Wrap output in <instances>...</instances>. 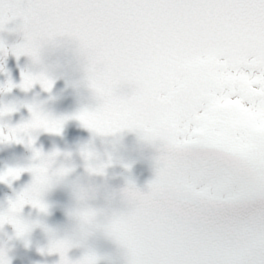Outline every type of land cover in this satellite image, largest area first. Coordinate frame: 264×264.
I'll use <instances>...</instances> for the list:
<instances>
[{
	"label": "snow or ice",
	"instance_id": "obj_1",
	"mask_svg": "<svg viewBox=\"0 0 264 264\" xmlns=\"http://www.w3.org/2000/svg\"><path fill=\"white\" fill-rule=\"evenodd\" d=\"M9 52L29 67L0 92L63 79L77 106L0 104V142L33 146L68 119L91 138L76 157L35 148L30 167L0 173L33 175L0 210V264L6 226L25 237V206L46 212L61 181L73 205L47 249L58 264H264V0H0V68ZM22 107L30 116L12 123ZM129 132L151 170L143 185L114 171L131 168Z\"/></svg>",
	"mask_w": 264,
	"mask_h": 264
},
{
	"label": "rangeland",
	"instance_id": "obj_2",
	"mask_svg": "<svg viewBox=\"0 0 264 264\" xmlns=\"http://www.w3.org/2000/svg\"><path fill=\"white\" fill-rule=\"evenodd\" d=\"M20 57H22V56H20ZM25 61H26V58H25ZM24 72H25L24 63H22V65L20 67H18V69H17V67L14 68V67L9 66L8 73L5 75V77L4 78L0 77V85L6 84L9 81V79H11V81H12V80L17 79V78H18V80H16L14 84L19 85L23 79V75L26 73V72L25 73ZM58 94H60L63 97L67 96L68 99H71L72 97L75 96L74 91L73 90L69 91L68 89H63ZM50 95H52L51 90L50 91L48 90L46 93L44 91V89H42L39 85H36L31 89H23L19 86H15L10 91L0 92V103H2L1 101H3L5 97H7V101H10V99L12 98V100L14 102L20 103V104H29V103L41 104L48 111L53 112L57 115H70L72 112H74L75 109L70 111L69 114H63L62 112H59L60 109L54 105V103H55L54 99H57V98L54 95L49 97ZM29 116H30V114H29ZM73 120H74V125H76L78 121L75 119H73ZM70 123H71L70 119L65 121V124L62 128V131L60 132V134L61 133L65 134V137L67 140L66 144L71 143L68 136L70 137L71 131H74L70 127ZM80 130L82 131L81 128H80ZM89 136H91V135L89 134ZM126 136H127V139H124L123 143H132L133 137L131 135L128 136V134H126ZM90 138H88L86 140V143L90 140ZM40 140H42V139H40ZM42 141H44V140H42ZM7 143H10V142H0V160L3 159V154H2L4 152L3 147L8 145ZM74 143H80V140L78 142H74ZM71 145H69V146H71ZM19 147L22 148V146H19ZM6 150H7V148H6ZM124 150H125V155H127L128 153H132L130 147H128V146H126L124 148ZM50 152L51 151L46 152L45 154L50 153ZM23 154L26 155V153H23ZM33 160H34V156H33ZM33 160L29 161L30 165L33 163ZM3 165H4V163L0 162V173L6 172L9 169V165H8L7 170H5L4 167H2ZM146 166H149V164L147 163ZM13 168H18V167L14 166ZM141 171H145V170H142L141 166L131 165V168L125 172L126 178L134 181L136 184L143 185L150 178L151 170H150V167H148L146 169V171L148 172V175L143 174V172H141ZM18 178H17V180H18ZM4 185H6V187L10 188L11 184L4 182V181L2 183H0V210H3L4 208H6L8 203H9V200L5 198V197H7V194H8L7 193L8 188H6L4 190L3 189ZM68 185H71V183L68 181L56 182V183H53L44 192L43 199L48 205V209L46 212H41L40 210H37V208H34L35 211L32 212L31 207L28 205H26L24 210H23V213H30L29 217H33V218H35L37 216H41V215H44L43 218H45V215H46V221L48 223L47 226L49 227L52 224V229H51L52 232L49 231L45 237L46 241L49 242V244H50V240H51L53 234H55L56 236H63L64 233L66 232V230L69 228V226L67 224L62 223L64 218L62 217V214H61V213L65 212V207L68 205V198H70L72 196V195L68 196L70 193V192L67 193L68 191H70ZM3 201H4V203H3ZM2 205H4V207H1ZM11 229H13L11 226H6L8 238H10L11 235H14V231ZM49 244H48V247H49ZM48 247L45 248L44 250L46 251L48 249ZM44 253H41V255L39 254L38 255L39 257H37L36 261L33 262V264H38V263H42V262H43V264L44 263L51 264L52 261H53L52 264H58L59 260L55 259L56 256L55 257L49 256V254L52 252L47 251L46 256H43ZM48 257H52V258L47 259Z\"/></svg>",
	"mask_w": 264,
	"mask_h": 264
}]
</instances>
